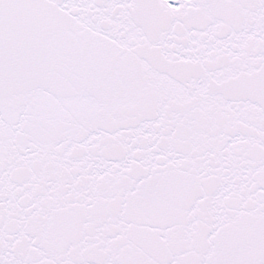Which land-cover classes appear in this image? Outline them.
Here are the masks:
<instances>
[{"label":"snow or ice","instance_id":"obj_1","mask_svg":"<svg viewBox=\"0 0 264 264\" xmlns=\"http://www.w3.org/2000/svg\"><path fill=\"white\" fill-rule=\"evenodd\" d=\"M0 264H264V0H0Z\"/></svg>","mask_w":264,"mask_h":264}]
</instances>
